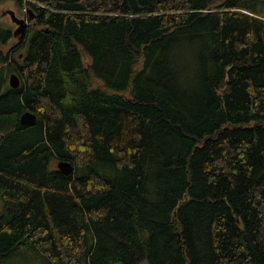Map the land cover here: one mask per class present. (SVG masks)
<instances>
[{
  "label": "trees",
  "instance_id": "obj_1",
  "mask_svg": "<svg viewBox=\"0 0 264 264\" xmlns=\"http://www.w3.org/2000/svg\"><path fill=\"white\" fill-rule=\"evenodd\" d=\"M11 1L0 264H264V0Z\"/></svg>",
  "mask_w": 264,
  "mask_h": 264
},
{
  "label": "water",
  "instance_id": "obj_2",
  "mask_svg": "<svg viewBox=\"0 0 264 264\" xmlns=\"http://www.w3.org/2000/svg\"><path fill=\"white\" fill-rule=\"evenodd\" d=\"M10 14L12 20L18 24V28L14 31V35L21 39L26 33L28 22L24 18L17 17L13 11H10ZM29 18L31 20L35 18V14L32 13L31 9ZM20 57H22V54H20ZM9 82L14 88H18L21 85V79L16 72L9 74ZM37 118L38 116L35 111L27 109L19 116V123L22 126H30L36 123ZM57 165L61 172L68 175L72 174L75 169L74 164L66 159H60Z\"/></svg>",
  "mask_w": 264,
  "mask_h": 264
},
{
  "label": "rangeland",
  "instance_id": "obj_3",
  "mask_svg": "<svg viewBox=\"0 0 264 264\" xmlns=\"http://www.w3.org/2000/svg\"><path fill=\"white\" fill-rule=\"evenodd\" d=\"M31 9V8H30ZM30 9L28 12H30ZM10 11H13L17 17L24 18L29 24L33 23V19L31 20L24 10H22L20 7H18L14 2L11 0H2L0 1V26H3L5 28H9L13 34V41L11 44L8 45V47L17 46L18 44L22 43L24 41V36L21 37L20 40H18V37L14 35V31L18 28V24L14 22L11 18ZM32 11V9H31ZM32 13H34L32 11ZM30 16V14H29ZM28 31V29H27ZM142 264H147L146 262H143Z\"/></svg>",
  "mask_w": 264,
  "mask_h": 264
},
{
  "label": "bare ground",
  "instance_id": "obj_4",
  "mask_svg": "<svg viewBox=\"0 0 264 264\" xmlns=\"http://www.w3.org/2000/svg\"><path fill=\"white\" fill-rule=\"evenodd\" d=\"M29 8H30V6H29ZM32 9V8H31ZM29 17V16H28ZM27 29H28V26H27ZM26 35H27V30H26V33H25V36L24 37H26ZM14 37V36H13ZM25 39V38H24ZM18 40H20V38H18ZM22 54V53H21ZM22 56H23V54H22ZM8 84L10 85V82H9V76H8ZM10 87H12L11 85H10ZM14 88V87H13Z\"/></svg>",
  "mask_w": 264,
  "mask_h": 264
}]
</instances>
